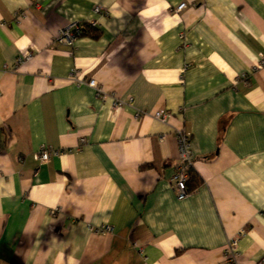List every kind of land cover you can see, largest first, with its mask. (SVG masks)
I'll list each match as a JSON object with an SVG mask.
<instances>
[{"label": "crops", "instance_id": "obj_1", "mask_svg": "<svg viewBox=\"0 0 264 264\" xmlns=\"http://www.w3.org/2000/svg\"><path fill=\"white\" fill-rule=\"evenodd\" d=\"M70 22L95 28L55 42ZM262 55L264 0H0V264H233L235 236L261 257Z\"/></svg>", "mask_w": 264, "mask_h": 264}, {"label": "built area", "instance_id": "obj_2", "mask_svg": "<svg viewBox=\"0 0 264 264\" xmlns=\"http://www.w3.org/2000/svg\"><path fill=\"white\" fill-rule=\"evenodd\" d=\"M185 4L186 3L182 2L179 5H177L176 11H179L183 7H185ZM99 10H100L99 6L94 7L95 12H98ZM82 24L83 23L70 22L68 25L61 28L57 32V35L55 36V42L66 46H72L75 39L82 32ZM19 60H21V58H19ZM256 67L257 68L264 67V55L259 57ZM69 80L75 84H81V83L88 84L89 86L93 87L96 90L98 95H101L102 97L105 94L104 90L98 86L97 81L94 78H89L87 81H85L80 71H78L77 69H72L70 71ZM128 102L131 104L132 98H129ZM115 105H117L116 102ZM153 116L154 118L162 122H166L168 120L169 113L163 109H157L153 112ZM175 136L178 146V162L174 167V171L171 175L170 182L174 190L176 191L177 198L183 199L184 197L187 196L189 192L187 181L189 179V175L193 166L194 159L192 156L189 133L181 128L176 130ZM81 140L83 141V139ZM59 153H61L60 149L42 146L39 149V151L35 152L34 156L40 163H45L49 160V158L52 155H58ZM98 230L103 233L111 232L112 226L106 224L101 226ZM237 239H238L237 236L232 237L226 244L224 248V254L226 256L225 260L233 264H242L240 263L241 253L238 250ZM139 251L143 259H146L142 250L139 249ZM252 264H264V254L258 259L254 260Z\"/></svg>", "mask_w": 264, "mask_h": 264}, {"label": "trees", "instance_id": "obj_3", "mask_svg": "<svg viewBox=\"0 0 264 264\" xmlns=\"http://www.w3.org/2000/svg\"><path fill=\"white\" fill-rule=\"evenodd\" d=\"M94 28H95V27H93L92 25H90V24H88V23H83V24H82V32H81V34H83V33L86 31V29H87V30H90V29H94ZM81 34H80V35H81ZM93 35L96 36L97 33L95 32V33H93ZM192 179H194L193 176L189 177L187 183H189V181L192 180ZM187 186H188V184H187ZM188 190H189V188H188Z\"/></svg>", "mask_w": 264, "mask_h": 264}, {"label": "clouds", "instance_id": "obj_4", "mask_svg": "<svg viewBox=\"0 0 264 264\" xmlns=\"http://www.w3.org/2000/svg\"><path fill=\"white\" fill-rule=\"evenodd\" d=\"M118 15V14H117Z\"/></svg>", "mask_w": 264, "mask_h": 264}]
</instances>
